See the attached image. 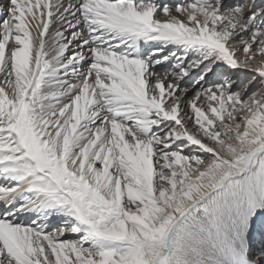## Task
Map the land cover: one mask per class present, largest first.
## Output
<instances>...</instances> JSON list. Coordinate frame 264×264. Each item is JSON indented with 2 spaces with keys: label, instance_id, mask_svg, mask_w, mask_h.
Segmentation results:
<instances>
[{
  "label": "snow or ice",
  "instance_id": "obj_1",
  "mask_svg": "<svg viewBox=\"0 0 264 264\" xmlns=\"http://www.w3.org/2000/svg\"><path fill=\"white\" fill-rule=\"evenodd\" d=\"M0 264H264V0H0Z\"/></svg>",
  "mask_w": 264,
  "mask_h": 264
}]
</instances>
